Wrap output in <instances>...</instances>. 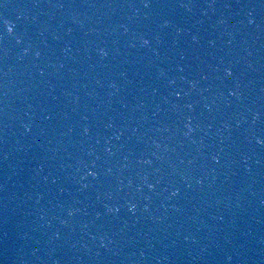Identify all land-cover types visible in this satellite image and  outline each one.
Instances as JSON below:
<instances>
[{"label": "water", "instance_id": "1", "mask_svg": "<svg viewBox=\"0 0 264 264\" xmlns=\"http://www.w3.org/2000/svg\"><path fill=\"white\" fill-rule=\"evenodd\" d=\"M218 0H0V138L57 82L127 34Z\"/></svg>", "mask_w": 264, "mask_h": 264}]
</instances>
